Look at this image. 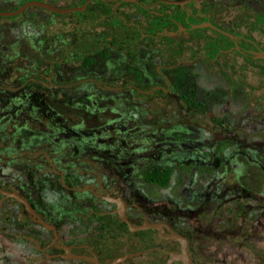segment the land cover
<instances>
[{"label":"flooded vegetation","instance_id":"1","mask_svg":"<svg viewBox=\"0 0 264 264\" xmlns=\"http://www.w3.org/2000/svg\"><path fill=\"white\" fill-rule=\"evenodd\" d=\"M263 21L264 0H0V264H264V116L209 114L192 69L260 57Z\"/></svg>","mask_w":264,"mask_h":264},{"label":"rangeland","instance_id":"2","mask_svg":"<svg viewBox=\"0 0 264 264\" xmlns=\"http://www.w3.org/2000/svg\"><path fill=\"white\" fill-rule=\"evenodd\" d=\"M231 3V2H229ZM258 16L251 6L247 4L239 5H221L217 8L215 17L228 26L239 29L243 33L255 34V24ZM264 26V21H263ZM264 31V30H262ZM214 34V33H211ZM159 52L156 53L159 57L163 56L166 42L159 43ZM170 45V43H168ZM200 43H196L198 46ZM246 45L245 43H242ZM201 51L200 47H197ZM169 59L173 61L182 53L176 54L169 52ZM185 51V50H183ZM156 59L155 61H158ZM154 61V62H155ZM153 62V65H154ZM152 65V66H153ZM193 64H189L191 67ZM194 73L197 80V93L200 97L208 95L210 108L209 114L217 113V109L221 108L224 100L229 101V106H237L242 111L253 106L259 116H264V59L261 57H253L250 60L238 56L234 52L220 55L215 63H204L201 60H196L194 63ZM156 103L162 105L169 104L168 97L154 98ZM198 111H195L197 113ZM244 112V111H243ZM264 122V119H263ZM260 135H264L261 132ZM119 235L113 236L111 239H106L105 243L110 242L115 248L122 243Z\"/></svg>","mask_w":264,"mask_h":264},{"label":"trees","instance_id":"3","mask_svg":"<svg viewBox=\"0 0 264 264\" xmlns=\"http://www.w3.org/2000/svg\"><path fill=\"white\" fill-rule=\"evenodd\" d=\"M189 77L182 72L179 73V75L176 77L175 82L178 84H189ZM194 90L190 89V90H183V94L185 96V98L187 99H191V97H193V100H196V95L194 94Z\"/></svg>","mask_w":264,"mask_h":264},{"label":"water","instance_id":"4","mask_svg":"<svg viewBox=\"0 0 264 264\" xmlns=\"http://www.w3.org/2000/svg\"><path fill=\"white\" fill-rule=\"evenodd\" d=\"M210 25V26H213L212 24H210V23H208V22H203V23H201L199 26H201V25ZM214 27V26H213ZM256 55H258V56H260V57H263L264 56V51H258L257 53H256ZM13 195H15V196H17V194L16 193H13ZM22 201L23 202H25L23 199H22ZM25 206H26V209H28V211L32 214V215H36L35 213H34V211H33V209H31L27 204H26V202H25ZM45 226H50L49 224H47L46 222H44L43 220H40Z\"/></svg>","mask_w":264,"mask_h":264}]
</instances>
